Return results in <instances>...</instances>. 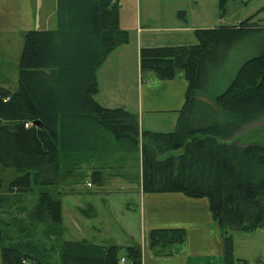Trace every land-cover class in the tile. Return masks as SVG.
Here are the masks:
<instances>
[{
  "label": "trees",
  "instance_id": "obj_1",
  "mask_svg": "<svg viewBox=\"0 0 264 264\" xmlns=\"http://www.w3.org/2000/svg\"><path fill=\"white\" fill-rule=\"evenodd\" d=\"M230 1L218 0L221 19ZM56 8L55 29L25 34L18 90L0 86V164L18 173L7 193L0 175L2 264H143L140 244L61 239V191L34 189L61 186L74 171L70 167L84 163L72 161L66 169L63 160L113 153V140L103 145L109 149L101 145L103 134L114 138L118 151L140 154L144 193L207 198L221 228L223 264H237L231 231L264 227V146L240 144L238 137L247 124L264 118V51L240 66L226 90L209 97L208 83L229 48L250 31L264 29V20H254L264 7L235 25L196 29L194 44L140 49L141 74L171 80L182 71L188 82L170 132L143 129L136 112L106 107L95 97L98 69L130 40L120 26L119 0H57ZM92 177L104 186V169ZM28 194H37L31 206L24 201ZM52 238L59 254L54 262L41 254L43 239ZM186 239L183 227L149 231L156 256L171 255Z\"/></svg>",
  "mask_w": 264,
  "mask_h": 264
},
{
  "label": "crops",
  "instance_id": "obj_2",
  "mask_svg": "<svg viewBox=\"0 0 264 264\" xmlns=\"http://www.w3.org/2000/svg\"><path fill=\"white\" fill-rule=\"evenodd\" d=\"M56 2L57 0H0V86L12 88L17 84L25 34L34 29H54L57 24ZM183 4L184 0H119L120 26L129 31L130 40L115 49L98 69L99 92L95 97L106 107H126L136 112L143 129L162 132L176 129L179 110L186 101L188 82L182 71L171 80H161L153 72L141 74L140 49L194 44L197 42L194 32L196 29L211 28L207 27V17L202 10L196 13L198 19L188 10L186 14H179L183 10ZM129 88L131 91L126 94L124 91ZM100 141L103 146L112 141V137L103 134ZM103 148L109 149L106 146ZM72 159L73 157L63 160L66 169H69L72 161L84 163L70 167L74 170L68 172L70 182L67 179L61 186H52L53 192L61 191L59 198L66 240L87 237L96 243L108 242L123 246L124 232L130 237L129 241H132L134 236L131 221H123V196L119 195L117 200L114 197L117 193H95V199L108 204L104 206L106 213L96 211L99 224L92 225L91 215H95V212L81 206L77 201L81 192L73 189L76 179L73 174L78 170L87 172L90 168L85 166L89 162ZM90 159V162L96 161L97 168H117L114 178L123 180V154L101 151ZM82 167L86 169L80 171ZM64 184L73 188L67 190ZM117 185H120L117 186L118 190H123L122 181L117 182ZM34 189L36 191V187ZM129 190L136 197V211L140 210V218L144 223L143 242H136L143 249V264H223L221 228L213 218L207 198H192L180 192L144 193L139 185ZM24 198L27 204H33L34 201H29L31 198ZM116 205L122 206L121 212L115 210ZM90 207L95 208L94 204ZM126 209L129 212L131 205L126 206ZM107 215L109 219L105 217ZM114 225L117 229L113 231L114 234H110L109 228ZM176 227L187 230L186 241L175 245L171 255L156 256L150 246L149 231L154 228ZM54 244L50 241L49 245H43L42 242L41 250L45 258L57 261L59 254L53 248ZM50 255H55V258Z\"/></svg>",
  "mask_w": 264,
  "mask_h": 264
},
{
  "label": "rangeland",
  "instance_id": "obj_3",
  "mask_svg": "<svg viewBox=\"0 0 264 264\" xmlns=\"http://www.w3.org/2000/svg\"><path fill=\"white\" fill-rule=\"evenodd\" d=\"M171 5V3H169ZM184 7L182 11L191 13L195 19H198L196 13L200 10L204 12L207 17V27H216L219 25H235L238 24L250 16L256 14L262 7H264V0H232L228 4L227 13L223 19L220 18V12L218 9V0H184ZM201 7V8H200ZM159 9L160 8L159 6ZM204 16V17H205ZM203 20V19H202ZM260 23L264 20V10H262L254 19ZM202 22V21H201ZM57 27H54V29ZM128 31V30H127ZM129 32V31H128ZM130 35V33H129ZM264 51V29L252 30L247 33L243 38L239 39L231 48L228 49L227 55L224 58L221 65H219L213 72L208 83L209 97L220 93L228 88L232 80L234 79L240 66L248 59L261 54ZM16 86V85H15ZM130 88L124 91L126 94L130 93ZM204 97V96H202ZM239 143L245 145H260L264 146V118L258 121H253L247 124L241 131H239ZM113 140V153L123 154V180L115 179L114 174L118 171L115 167H108L104 170L106 177L104 187L98 186L93 181L92 172L101 170L102 168H97L96 161L87 163L85 167L88 166L87 172H77L76 179L74 180V188L67 184H64V188L67 190L78 189L80 190V198L77 200L81 203V206L85 207L86 210L95 212L92 215L93 220L92 225L97 226L99 220L96 218L98 212L106 213L104 208L107 202H100L94 198L95 193L102 194V191H109L110 193H117L115 198L119 200V195L123 196V221H131V228L133 232L134 239L130 240V237L123 232V246L134 245L143 242L144 236V223L140 218V210L138 206L134 204L136 197L131 195L130 188L137 187L139 185V175H140V154L138 152H124L117 149V144ZM169 153L164 154L161 157L167 156ZM82 156L86 157V162L90 160L89 153H82ZM116 156V155H115ZM82 167L80 171L86 169ZM67 173V172H66ZM68 174V173H67ZM0 175L3 178V188L2 192L7 193L9 188V183L11 180L18 176L15 169L4 168L0 164ZM69 181V178H67ZM65 180V182L67 181ZM123 182V190H118L117 182ZM70 182V181H69ZM91 183L89 186L88 184ZM42 189L54 190L52 186H37L36 191L39 192ZM109 194V193H106ZM37 194H29L26 199L30 202L34 201ZM28 197V198H27ZM101 197V196H100ZM113 197V198H114ZM112 199V198H111ZM108 201V200H106ZM27 203V201H26ZM95 206L91 209L90 205ZM132 209L127 212L126 206H130ZM122 206L116 205L115 210L121 212ZM109 219V216H105ZM41 226V225H40ZM108 228V227H107ZM106 228V229H107ZM116 226H110L109 233L114 234ZM234 241V256L239 258L240 261L237 264H264V227H258L253 231H243V230H232ZM67 235L62 234L61 239H66ZM136 238V239H135ZM83 239H87L83 238ZM50 241L53 242L54 238L45 240L43 239V245H49ZM116 242V241H110ZM54 243V242H53ZM106 245L115 244L105 242ZM43 252V251H42ZM44 255V253H42ZM58 254V253H57ZM55 258V255H50ZM48 261H56L55 259H47ZM216 262V261H214ZM0 264L1 260V247H0ZM221 264V263H218Z\"/></svg>",
  "mask_w": 264,
  "mask_h": 264
},
{
  "label": "water",
  "instance_id": "obj_4",
  "mask_svg": "<svg viewBox=\"0 0 264 264\" xmlns=\"http://www.w3.org/2000/svg\"><path fill=\"white\" fill-rule=\"evenodd\" d=\"M14 90L17 91L18 90V86L14 87ZM41 122L40 121H35L34 124L39 125Z\"/></svg>",
  "mask_w": 264,
  "mask_h": 264
},
{
  "label": "built area",
  "instance_id": "obj_5",
  "mask_svg": "<svg viewBox=\"0 0 264 264\" xmlns=\"http://www.w3.org/2000/svg\"><path fill=\"white\" fill-rule=\"evenodd\" d=\"M30 125H31V123H27V124H26L27 127H29ZM88 185H90V183H89ZM124 261H125V259L123 258V259H122V262H124Z\"/></svg>",
  "mask_w": 264,
  "mask_h": 264
}]
</instances>
